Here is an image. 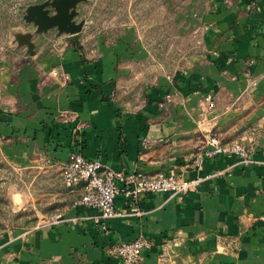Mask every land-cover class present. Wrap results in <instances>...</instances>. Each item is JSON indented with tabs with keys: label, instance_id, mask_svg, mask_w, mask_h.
Instances as JSON below:
<instances>
[{
	"label": "crops",
	"instance_id": "1",
	"mask_svg": "<svg viewBox=\"0 0 264 264\" xmlns=\"http://www.w3.org/2000/svg\"><path fill=\"white\" fill-rule=\"evenodd\" d=\"M194 1L202 11V62L190 74H157L136 97L117 96L145 56L127 51L134 40L102 39L79 50L55 30L38 39L33 57L12 47L0 52L3 154L17 168L53 177L52 204L37 211L39 222L0 234V264H120L112 250L139 237L153 242L139 264H264V0ZM255 126L252 165L220 155L196 166L210 137L248 146L240 132ZM75 152L117 172L201 184L184 197L141 195V216L129 213L121 194L115 209L124 216L104 231L96 210L76 204L84 185L63 183ZM60 215L72 221H55Z\"/></svg>",
	"mask_w": 264,
	"mask_h": 264
},
{
	"label": "rangeland",
	"instance_id": "2",
	"mask_svg": "<svg viewBox=\"0 0 264 264\" xmlns=\"http://www.w3.org/2000/svg\"><path fill=\"white\" fill-rule=\"evenodd\" d=\"M40 1L0 0V52L11 47L27 52L26 47L18 48L14 35L34 32L24 15L30 5ZM78 12L76 21H85L82 31L73 36L58 34L70 36V43L79 44V50L86 46L96 48L98 40L113 44L125 38L136 41L129 44L127 51L145 52L143 58L134 61L136 69L132 74L121 79L118 97L127 94L136 97L151 86L157 74H190L204 58L202 11L194 0H85L79 4ZM44 35L34 37V54L27 55H36L37 41ZM55 76L63 83L70 81V76L64 72H55ZM208 103L210 109L215 108L212 97ZM260 128L248 127L240 132V137L247 134V138H251L248 147L252 153ZM64 168L65 165L61 170L62 180ZM39 173L15 167L0 146V234L34 227L39 222L37 211L52 204L48 192L52 190L49 180L53 177ZM15 193L23 196L13 204ZM63 203L66 205L68 201Z\"/></svg>",
	"mask_w": 264,
	"mask_h": 264
},
{
	"label": "built area",
	"instance_id": "3",
	"mask_svg": "<svg viewBox=\"0 0 264 264\" xmlns=\"http://www.w3.org/2000/svg\"><path fill=\"white\" fill-rule=\"evenodd\" d=\"M172 101L169 95L161 102L160 107L165 108ZM211 102V97L207 98ZM208 150L195 155L194 162L200 167L204 158L215 159L220 155L236 157L242 166L254 163L251 150L240 142L225 144L219 136H212L207 141ZM63 181L67 187L84 185L85 194L77 201V205L94 209L98 212L95 223L102 230L108 231V222L116 217L124 216L115 209L117 196L123 194L130 202L129 213L141 216L143 213L137 204L143 194H171L173 197H184L196 191L201 180H186L176 176H160L149 178L142 173L117 172L104 167L98 161L86 159L80 153H71L63 172ZM55 221L71 222L62 215L56 216ZM153 242L145 237L133 241L123 242L112 250V255L117 257L120 264H139L143 254L149 251Z\"/></svg>",
	"mask_w": 264,
	"mask_h": 264
},
{
	"label": "water",
	"instance_id": "4",
	"mask_svg": "<svg viewBox=\"0 0 264 264\" xmlns=\"http://www.w3.org/2000/svg\"><path fill=\"white\" fill-rule=\"evenodd\" d=\"M85 0H45L42 3L30 5L24 15L27 24H32L34 32L14 35L18 48H27V54L33 55L36 35L47 34L57 30L59 34L70 36L79 34L85 26V21L77 22L78 6Z\"/></svg>",
	"mask_w": 264,
	"mask_h": 264
},
{
	"label": "clouds",
	"instance_id": "5",
	"mask_svg": "<svg viewBox=\"0 0 264 264\" xmlns=\"http://www.w3.org/2000/svg\"><path fill=\"white\" fill-rule=\"evenodd\" d=\"M22 193H15L13 196V204L18 203L22 199Z\"/></svg>",
	"mask_w": 264,
	"mask_h": 264
}]
</instances>
